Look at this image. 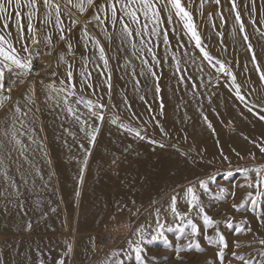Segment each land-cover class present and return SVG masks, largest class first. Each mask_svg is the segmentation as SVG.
Here are the masks:
<instances>
[{
	"label": "rangeland",
	"instance_id": "1",
	"mask_svg": "<svg viewBox=\"0 0 264 264\" xmlns=\"http://www.w3.org/2000/svg\"><path fill=\"white\" fill-rule=\"evenodd\" d=\"M182 3L191 12L202 45L213 57V63L203 59L194 41L183 30L182 23L175 16L171 24L167 23L165 14L162 28L168 32L169 44H164L162 36L159 40L145 37L146 41L151 40L158 45L153 51L161 61L154 68L160 87L159 96L153 77L140 75V54L133 56L130 47L119 50V41L115 38L109 44L94 24L88 25L89 31L103 44L109 58L111 100L100 69L94 63H89L88 68L92 72L91 82L96 95L86 87L80 92L81 58H92L94 53L91 49L85 52L83 44L77 43L79 25L71 33L75 55L67 56L66 63L73 65L77 93L93 101L102 97L101 102L108 105L94 146L80 131L79 125L54 107V101L46 102V86L55 84L59 87L60 80L66 79V64H58L56 58L65 45L60 43L55 53L44 54L43 57L40 54L46 46L42 34L41 43L37 46L40 52L36 55L43 64L41 74L37 78L30 77V82L35 84L33 127L37 141L43 143V151L37 150V144L30 145L32 150H37L34 157L29 156L32 165L22 158L17 160L16 152L12 153L15 163L6 159L10 165L9 175L19 185V195H0V255L5 264H40L41 260L43 264H57L61 258L65 259V264H138L134 250L135 242L139 240L134 230L138 227L144 229L140 243L144 250V264H205V261L217 264L214 248H209L205 240V236H214L216 229L205 226L203 217L195 210L189 212L185 198L186 188L198 185L201 180L208 184L209 190L205 193L197 188V194L229 244L236 240L251 241V234L239 235L236 229L245 227L242 221L247 219V226L254 232L258 230L257 218L264 217V198L253 207L251 200L255 193L249 196L246 189L238 187L245 183V176L238 169L264 165V156L255 146L264 142V120L259 118L264 115V82L256 70L259 66L264 71V37L259 34L264 32V23L260 21L264 0H256L255 25L250 23L249 13L243 9L248 0H240L242 19L256 57L255 64L253 53L248 51L238 26H235L234 14L227 10L230 7L228 0H221L220 5L207 0L202 9L201 0H182ZM217 13L224 16L223 24ZM91 14L90 10L81 19L90 18ZM108 30L112 31L110 25ZM173 54L180 61L181 72L186 77L183 84L178 83L179 74L176 73ZM144 58L151 63V57L146 53ZM216 61L231 69L243 101L237 99L231 78L217 71L219 64ZM133 68L135 79L131 76ZM136 80L140 82L139 89L135 87ZM29 86L21 85L12 92L13 98L19 99L22 106ZM37 107L39 112H35ZM81 111L86 110L81 106ZM4 115L0 111V121ZM113 117L141 130L146 139L121 131L109 122ZM64 129L74 133V137ZM25 143H28L26 138ZM252 154H255V160L251 158ZM85 159L87 167L80 189L78 176ZM18 165L20 172L16 171ZM36 168L40 169L44 179L36 176L33 185ZM20 173L27 178V185L21 183ZM46 184L48 187L45 188ZM4 187L0 176V192ZM77 190L79 196L76 195ZM221 190L223 194L218 195ZM174 195L177 196L178 211L193 220L201 232L200 236L192 238L191 229L184 227L186 219L182 220L169 210ZM233 204L238 207L233 208ZM157 211L159 224L156 222ZM228 223L232 227H228ZM120 225L125 229L114 233L108 245L103 243L104 235ZM182 227L183 232L180 231ZM260 231L264 234V229ZM153 236L157 239H152ZM190 239H198L204 251H188ZM68 244L73 246L70 259L63 256ZM238 251L255 256L261 249L257 245ZM226 257L230 264H239L228 255V250Z\"/></svg>",
	"mask_w": 264,
	"mask_h": 264
},
{
	"label": "snow or ice",
	"instance_id": "2",
	"mask_svg": "<svg viewBox=\"0 0 264 264\" xmlns=\"http://www.w3.org/2000/svg\"><path fill=\"white\" fill-rule=\"evenodd\" d=\"M205 2L207 0H201V9ZM211 2L220 5L221 0H211ZM228 4L230 7L227 10L234 14L235 26H238L243 41L247 44L248 51L253 53L252 61L255 64L256 57L253 46L249 42L245 22L242 19L240 0H228ZM262 8H264V4H262ZM243 9L248 11L250 23L255 25L257 23L256 0H248V4H244ZM90 10L92 13L90 18L82 20L81 17H84ZM165 14L167 23H172L173 16L182 23L183 30L194 41V46L200 51L203 59L212 64L213 57L202 45V39L193 21L192 14L184 6L182 0H102L99 3L97 0H0V111L5 113L4 119L0 121V176L3 177L5 184L4 190L0 192V195L5 197L19 195V185L16 183L15 178L9 175L10 165L6 163V159L12 161V153L16 152L17 160L22 158L25 163L32 165L29 156L34 157L37 150L43 151V143L37 141L35 128L33 127L35 123V113L33 112V106L35 105V84L30 82L34 68V56L39 53L37 46L41 43L42 34L43 42L48 49V55L55 53L60 43L65 45V49H61L56 54V58L58 64H66V79L60 80L59 87L55 84L46 86V102L54 101V107L59 108L62 113H66L67 118L79 125L80 131L84 132L89 143L94 146L100 132V126L105 120V110L108 105L101 102L102 97H97L93 101L77 93V84L73 79V65L66 63L67 56L71 55L74 57L75 55L70 39L71 33L79 25L80 37L77 43L83 44L85 52L91 49L94 53L92 58L87 56L81 58L82 67L79 69L80 92H83L86 87L91 90L93 95H96V89L91 82L92 72L88 68L89 63H94L96 68L100 69V75L103 77L104 83L108 88L109 101L111 100L112 85L109 58L103 44L89 31L88 25L94 24L105 35V39L109 44L115 38L119 41V50L122 51L125 47H130L133 50V56H136L137 53L140 54L138 57L141 63L140 75L148 74L153 77L154 81H156V94L159 96L160 87L154 68L159 66L161 61L153 51L158 45L152 43L151 40L146 41L145 37H155L156 40H159L162 36L164 44L166 46L169 44L168 32L165 28H162V25L165 23ZM201 15H203L202 12ZM217 15H219L220 21L223 24L225 22L224 16L220 13H217ZM211 18V14H209V20ZM66 20L67 23L65 22ZM260 21L264 23V11L260 14ZM109 25L112 29L111 32L108 30ZM213 27H215L214 23ZM13 29L15 36H13ZM233 31L235 32V28ZM256 31L259 32V29H256ZM259 34L264 37V32ZM219 35L222 37V33H219ZM54 37L56 38L55 40ZM145 53L151 57V63L144 58ZM172 59L176 62V73L179 74L178 83L183 84L186 77L181 72L180 61L175 54L172 55ZM216 63L219 64L217 71L231 78L237 99L243 101L244 97L240 93V86L236 84V77L231 69L226 67L223 62L216 61ZM256 70L260 74L259 78L261 82H264V71L259 66H257ZM105 73L108 74L105 75ZM52 75L55 76L56 73L53 72ZM131 76L135 79L136 73L134 68ZM139 84V80H136L135 87L137 89H139ZM21 85H30L24 96L23 106L19 99H14L12 96L13 89L19 88ZM193 88H195V84H193ZM125 105L128 106L126 100ZM81 106L86 111H81ZM112 107H115V105H112ZM162 109L163 101L161 99ZM249 111H252V109H249ZM35 112H39L38 107L35 108ZM259 118L264 120V115ZM204 119L207 121L206 117ZM93 121L96 122L95 125ZM109 122L116 125L121 131L134 135L141 140L146 139L141 134V130L133 129L119 122L118 117H113ZM209 127H211L210 123ZM40 130L43 131L42 128ZM64 131L74 137V133L70 130L64 129ZM25 138L28 141L27 144L25 143ZM150 143L156 142L150 141ZM31 144H37V150H32L30 148ZM160 146L163 147L164 145L161 144ZM255 146L259 149L260 154L264 156V142ZM87 151L85 149L86 153ZM43 154L47 156L46 152ZM251 158L255 160V154H252ZM224 159L227 160V157ZM12 162L15 163L16 161ZM86 167L87 159L83 161V166L80 169L78 185L83 184ZM238 170L245 176V183L238 185V187L246 189L249 196H251L252 192L255 193V198L251 200V204L255 207L261 198H264V165L255 168L244 167ZM16 171L20 172L19 165ZM249 173H254V175L250 176ZM36 176L41 180L44 179L39 168L35 169L33 185L35 184ZM20 181L24 185L28 183L23 173H20ZM44 187L46 188L48 185L46 184ZM197 188L202 189L205 193L209 190L208 184L203 180L199 181L198 185L188 186L185 190L188 211L195 210L197 215L203 217L205 226H212L216 229L214 236H205V240L209 248H214V258L217 264H230V261L226 257V250H228V255L232 260L239 262V264H264V234H261L260 231L264 229V217L257 218L259 227L255 232L251 227L247 226L249 224L247 219L242 221L245 227L237 228L236 232L239 235L251 234L252 239L248 243L236 240L230 245L225 235L219 230L216 221L207 214L202 205L201 198L197 194ZM8 189H12V191L9 192ZM222 194L223 190L218 193V195ZM76 195H80L79 190H77ZM232 196L235 197V192L232 193ZM232 207L236 208L238 206L233 204ZM169 210L173 215L179 216L182 220L186 219L184 227L191 229L190 236L192 238L200 236L201 232L193 220L178 211L177 196L175 195L171 198ZM52 211L54 212L56 209H52ZM159 215V211H157L156 222L158 224ZM227 226L232 227L231 223H228ZM160 227L163 228V224H160ZM184 227L180 229L181 232L184 231ZM30 229L31 225L29 224L28 230ZM134 231L139 236V240L135 242L136 247L134 249L136 260L138 264H144L142 256L144 250L140 246V243L143 241L144 229L143 227H138ZM160 235L163 236V232ZM152 239L155 240L157 237L153 236ZM129 243L131 244L133 241H129ZM257 245H259L261 251L257 252L255 256H252V254L244 255L238 251L244 247L254 248ZM188 251L199 253L204 251V248L198 239H190ZM72 252L73 246L68 244L67 251L63 253V256H67L70 259ZM0 264H5L2 255H0ZM40 264H43L42 260ZM57 264H65V259H59ZM205 264H207V261H205Z\"/></svg>",
	"mask_w": 264,
	"mask_h": 264
},
{
	"label": "built area",
	"instance_id": "3",
	"mask_svg": "<svg viewBox=\"0 0 264 264\" xmlns=\"http://www.w3.org/2000/svg\"><path fill=\"white\" fill-rule=\"evenodd\" d=\"M44 49H42V52H43V54H45V55H48L47 54V52H48V49L47 48H45V50L43 51ZM40 52V51H39ZM41 69H42V65L38 62H36V63H34V68H33V71H32V74H31V77L32 78H37V77H39L40 76V74H41ZM15 89H13V91H14ZM12 91V92H13ZM113 238L114 237H112V234L111 233H108V234H106V235H104V237H103V243H105V244H109L112 240H113Z\"/></svg>",
	"mask_w": 264,
	"mask_h": 264
},
{
	"label": "bare ground",
	"instance_id": "4",
	"mask_svg": "<svg viewBox=\"0 0 264 264\" xmlns=\"http://www.w3.org/2000/svg\"><path fill=\"white\" fill-rule=\"evenodd\" d=\"M38 55H39V54H38ZM40 55H42V56L44 57V54H43V53H41ZM39 59H40V58L34 56V63H36V62L38 63V62H39V63L41 64L42 61H40ZM49 62H50V59H48L47 63H49ZM42 65H43V64H42ZM124 229H125L124 225H120V226L114 227V228L110 231V233L112 234V237H114V233L122 232Z\"/></svg>",
	"mask_w": 264,
	"mask_h": 264
},
{
	"label": "water",
	"instance_id": "5",
	"mask_svg": "<svg viewBox=\"0 0 264 264\" xmlns=\"http://www.w3.org/2000/svg\"><path fill=\"white\" fill-rule=\"evenodd\" d=\"M80 189H81V185H80ZM80 189H79V190H80Z\"/></svg>",
	"mask_w": 264,
	"mask_h": 264
}]
</instances>
